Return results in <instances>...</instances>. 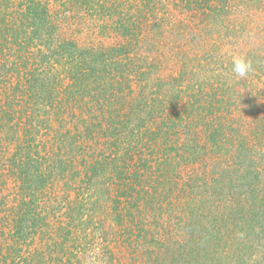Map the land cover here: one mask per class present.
<instances>
[{
  "label": "trees",
  "instance_id": "trees-1",
  "mask_svg": "<svg viewBox=\"0 0 264 264\" xmlns=\"http://www.w3.org/2000/svg\"><path fill=\"white\" fill-rule=\"evenodd\" d=\"M205 1L202 31L264 5ZM176 2L98 0L113 42L81 46L47 0H0V264H117L112 233L143 264H264V49L199 83L223 40L180 41Z\"/></svg>",
  "mask_w": 264,
  "mask_h": 264
},
{
  "label": "rangeland",
  "instance_id": "rangeland-1",
  "mask_svg": "<svg viewBox=\"0 0 264 264\" xmlns=\"http://www.w3.org/2000/svg\"><path fill=\"white\" fill-rule=\"evenodd\" d=\"M52 10V14L58 19V23L61 25V36L70 37L75 39V41L81 46H87L90 43H98L103 41V44H108L113 42V38L107 35V30L104 28L105 10L106 8L98 10V0H47ZM118 8H123L126 11L132 12L130 7L131 2L133 4L141 5L142 0H117ZM205 0H177L176 8L174 10L176 17L180 16L184 19L179 23L178 36L180 41L184 39H191V44L200 47L207 43V41H212L214 43L215 39L223 40L221 48L216 52H213L212 57L203 58L200 63L207 61L206 66L200 69V75L197 76L199 83L203 85H208L209 88L215 89L219 87L222 92L229 89L231 80L229 76L232 71V60L233 57L246 55L252 58L255 53L263 54L264 45L261 43V35L263 33L264 37V5L263 9L260 8L257 3L256 6L258 10L251 13L247 20L240 22L241 26L233 28V23L231 20H224L219 22V24H208L204 31H202L203 21L198 20L197 17L191 15V9H202L205 7ZM142 6V5H141ZM262 6V5H261ZM99 13H98V11ZM113 12V7L111 8ZM108 13V12H107ZM115 13V10H114ZM143 12L138 11L137 15H142ZM242 14L239 13V16ZM236 16V15H235ZM103 17V18H102ZM188 17V18H186ZM244 17V15H243ZM167 19L170 16L166 17ZM230 19H233L232 16ZM229 23V24H228ZM98 24L100 26H98ZM229 26V27H228ZM256 28V29H255ZM255 30V32H254ZM106 34V35H105ZM209 39V40H208ZM211 42V43H212ZM237 43V44H235ZM211 47V46H210ZM201 48V47H200ZM209 47H207L208 49ZM213 50V48H211ZM264 63V61H263ZM202 65V64H199ZM260 67V66H258ZM206 87V86H205ZM58 121L54 119L53 116L48 118V123H50L51 128H49L48 137L54 138L55 134L60 131ZM8 125L9 129L7 128ZM4 124L5 126L0 129V134L3 136L5 134H10L13 131L11 128V122ZM73 129V126H69ZM7 144V143H6ZM8 145V144H7ZM44 153L46 150H51V147H45L41 149ZM1 174V173H0ZM2 177L0 176V179ZM8 178V188H5L2 193H0V203L7 201L9 204H17L20 196L17 195L18 189L14 186L16 182L13 179ZM3 184L0 180V189ZM67 188V187H66ZM63 187L64 190H68ZM12 193V194H11ZM9 194V196H8ZM5 195V197H1ZM65 205L63 204L62 207ZM3 212L1 211L0 214ZM111 249L115 260H119L117 264H143L141 256L138 252L128 247L127 244H120L114 239V234H111ZM117 239H119L117 234ZM85 264H102V261L89 257L86 259Z\"/></svg>",
  "mask_w": 264,
  "mask_h": 264
},
{
  "label": "clouds",
  "instance_id": "clouds-1",
  "mask_svg": "<svg viewBox=\"0 0 264 264\" xmlns=\"http://www.w3.org/2000/svg\"><path fill=\"white\" fill-rule=\"evenodd\" d=\"M232 71L237 78H246L249 73L254 71L253 65L250 60L243 56L233 57Z\"/></svg>",
  "mask_w": 264,
  "mask_h": 264
}]
</instances>
